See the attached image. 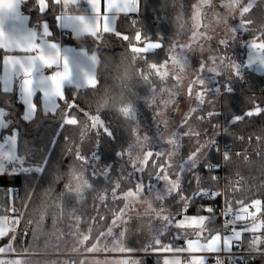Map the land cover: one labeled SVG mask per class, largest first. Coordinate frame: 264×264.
Listing matches in <instances>:
<instances>
[{"label":"trees","instance_id":"1","mask_svg":"<svg viewBox=\"0 0 264 264\" xmlns=\"http://www.w3.org/2000/svg\"><path fill=\"white\" fill-rule=\"evenodd\" d=\"M22 7L30 14L33 22L41 18L47 20L51 29V37L97 53L99 57L98 87L88 89L67 86L64 92L69 102L74 99V94L78 95L75 96V103L90 114H96L99 109V115L111 131V136H108L103 133L102 129H94L83 113L76 109L72 110V114L77 117L79 124L64 126L61 129L62 114L67 111V105L64 102H59L61 106L56 115H45L39 109L36 118L30 123H25L20 119L23 106L17 102L18 87L14 86L12 93L0 92V107L10 113L7 119L12 122L11 128L2 134L10 133L12 129H19L17 152L19 156L25 158V166L34 168L45 157H50L43 176L31 172L13 175L7 171L5 174H0V215L13 214L8 210L11 207H14L17 213H24L14 235L13 247L17 253H42L46 251L47 243L61 221L69 222L77 214L83 221L96 216L97 220L93 221L89 239V242H94L113 217L111 209L118 211L124 206L125 200L123 199L112 202L111 188L117 181H121V188L117 191L118 196H122L127 188H134V182L130 183L121 178L126 177L127 172L132 171L133 161H137V165H140L141 156L135 160L134 156L138 151L135 147L133 148L137 140V119H142L149 126H154L159 104L152 100V89L156 90L163 84V80L154 73L149 75V83L145 82L138 72L149 73L145 60L148 63L157 64L168 60L169 47L178 38L188 19L189 10L183 0H139V11L136 16L120 15L117 31L128 35L132 43H136L134 37L139 31L142 41L144 37H147L152 42H161L163 45L160 49L140 54L144 59H137L134 63L129 41L116 37L114 33L103 34L100 40L90 35L73 37L61 33L57 20L60 6L53 5L51 0L49 8L44 13L39 11L36 0H25ZM244 19L252 23L247 25L242 35L246 43L239 46L245 49L241 58V63L244 64L241 70L242 79H237L227 72L220 75L219 80L223 90L224 85L230 82L233 91L230 94L223 91V95L211 101L205 110L196 111L192 115L189 122L195 126L196 129L193 130L199 132L200 136L198 142L195 136L186 137V143L177 156L178 160L185 159L212 135V125L218 123L221 115L211 120L205 119L203 122L198 117L206 116V110H213V103L216 110L224 114L227 119L234 115H242L253 108L254 103L264 107V72L245 66L248 40L257 37L264 40V36L261 35L264 33V0H257L250 12L244 15ZM133 20L137 23L133 24ZM137 46L143 47L144 44L138 43ZM237 49L236 47L224 48L230 53L236 52ZM5 54L6 52L0 49V75H2V59ZM129 105L133 108L134 119H129L120 111L122 107ZM227 126L230 134L223 135L226 146L233 145L234 148L249 146L254 148V152L250 154L249 159H242L231 151L230 159L225 162L224 168V195L216 199L208 196L197 197L187 202L186 212L181 211L178 215L208 214L211 220L207 223V228L213 230V233L219 232L223 227L221 209L222 207L225 209L226 204H231L233 210H236L239 207L238 201H243L245 205H248L253 200L260 199L262 207L257 214V219H264V113L245 117L242 121ZM97 131L100 132L99 138ZM66 137H68L67 140ZM240 137H244L245 142H240ZM156 146V144L152 145V147ZM77 148L82 155L89 158L87 164L75 158ZM122 152L123 156L118 155ZM219 159L220 152L217 153L214 148L208 151L207 159L195 170L196 173H190V178L182 186V191L191 195L198 188H219L221 181L212 179L214 171H205L203 166L204 163L215 162ZM122 160H126L123 169L120 168ZM93 165L96 172L108 170L107 175L98 173L93 178ZM150 172L153 173L152 176L149 175ZM154 172L149 162L145 172L137 174V179L152 181ZM197 174L201 177L199 184L195 182ZM79 179L83 181L81 190L72 186ZM106 190H108L106 199L101 202L98 197ZM211 205L216 206L214 213L209 214L203 210ZM99 216H103L104 220H100ZM246 224H251L250 218L238 222L236 226L241 228ZM193 231L192 228L177 229L173 226L161 239L164 244L180 247L185 243V234L191 235ZM12 236L13 232L7 237L0 238V247L7 245ZM260 236L261 251L251 253L253 250L251 241L254 234L244 232L240 241H237L244 254L227 255L225 264H264V231H261ZM163 260L164 256L158 253L145 254L138 259L140 264H163Z\"/></svg>","mask_w":264,"mask_h":264},{"label":"snow or ice","instance_id":"2","mask_svg":"<svg viewBox=\"0 0 264 264\" xmlns=\"http://www.w3.org/2000/svg\"><path fill=\"white\" fill-rule=\"evenodd\" d=\"M24 0H0V49H3L6 53L12 52H22L24 55H4L2 59V75H0V92L12 93L14 90V85L18 87L17 102L23 106V112L20 115L25 123L32 122L37 115L38 105L35 98L39 94L42 97L43 113L45 115H56L60 109V103L64 102L67 105V111L62 114L61 129L64 126H77L79 121L75 115L72 114V110L83 113V115L90 121L94 129H102L103 133L111 136L110 129L106 126L105 121L99 115L100 110L97 109L96 114H90L75 103L74 99L69 102L68 98L64 92L65 82H70L72 76V68L70 67L69 61L66 56L62 55L59 48L55 43H49L45 37L50 35L47 24L43 26L42 35L36 32L26 31L22 27H16L11 33L5 31V24L9 21L20 22L22 24V18L20 16L19 8ZM77 0H51L53 5L62 6L63 11L57 16L58 21H62L65 26H70L73 28L75 34L80 35L87 33L88 35L96 38L97 40L102 39L103 34L114 33L116 37L123 39L124 41H129L130 52L132 53V59L135 63L137 59H144L140 54H146L154 50L163 47L161 42H152L149 38L144 37L142 41L141 33L136 32L134 40L136 43H132L128 35L121 34L115 28V22L117 21L120 14L127 17L130 13H138L139 11V0H104V7H101V0H87L90 5L93 16L91 18H86L82 15H68L67 9L69 5L75 4ZM254 2V0H253ZM253 2H249L247 6L242 7L240 10L241 19L239 21L240 29L246 30L248 24L251 21H245L243 19L246 13H249L253 7ZM39 7V11L44 13L49 8V0H36ZM239 4V0H229L226 5L228 8H235ZM199 6H197L198 9ZM199 15V11L193 15L195 20ZM133 24L137 21L133 20ZM199 27V25H197ZM237 29L233 28L232 32L234 34ZM264 36V33L261 34ZM197 38V34L193 32L191 39L194 41ZM258 40L260 42H258ZM138 43H143V47L137 46ZM229 43L226 39H221L219 44L222 46H227ZM249 47L252 51V55L249 57L248 64L254 62H259L264 65V40L259 37L248 42ZM179 48V51H177ZM189 48L188 45H172L169 48L171 55L168 60H165L161 64L155 62L147 63L149 73L145 74L143 71L138 72L145 82L150 83L149 75L154 73L161 80L168 76V62L171 61L182 71L185 67H188L189 60L187 59L186 50ZM90 61L95 65L97 63V56L94 53L89 57ZM215 67L209 68L210 73H214L219 76L224 73L223 66L225 57L214 55L210 57ZM229 65L232 70V75L237 79H242V73L240 71L241 65L234 59H230ZM45 69L53 70L48 74H45ZM164 69V71H161ZM205 70V62L201 61L198 71L203 73ZM82 71L84 87L95 89L99 85L98 78L95 73H89L85 70ZM173 79L178 81V77H173ZM231 79V78H229ZM214 79H202L199 76L196 77L189 84L187 89V94L191 97L193 93V86H201L202 91H197L195 94V100L198 102L197 108L205 104V95L208 92H213L216 97L221 95V87L219 83L215 81V87L211 88L209 82ZM233 91L231 83L224 85V92L230 94ZM153 98L155 96V89H152ZM167 103V102H166ZM197 108H192L189 115H186L184 120L181 122L180 127H185L188 125V121L191 118V114L197 111ZM120 111L127 116L129 119H134V111L131 105L122 107ZM264 113V107L259 104L254 103V107L244 112L242 115H234L230 119L226 120V125L223 126L222 132H217L216 129L220 128L221 125L213 124L212 135L204 142L200 144L197 149L191 152L186 159H183L179 165V171H176V167L170 160L174 157L182 148V140L185 136H195L198 138L200 136L199 132H195L188 128L187 131L181 133L179 130L172 132L171 136L166 140L163 139V133L161 132L159 150L153 151L155 147H149V151L145 155L144 161L140 165H137L135 161L131 163L132 171L127 172L126 177H122L121 180H127L128 182H134V188L129 187L123 192L122 196L117 195V191L121 188V181H117L111 188V199L115 203L117 200L123 199L125 201L136 200L140 197H147L152 199L154 202L159 204L162 211L165 210L164 201L170 198L173 194H179L180 201L178 202H190L197 197L209 196L212 199H216L224 195L220 191H211L206 188H198L191 195H185L182 191V176L188 172L195 173V170L200 167L201 163L207 159V152L211 151L213 148L217 153L220 152V146L217 143V137L220 135L230 134V129L227 125H234L239 121L245 119V117H252ZM10 113L3 107H0V132L11 128L12 122L7 119ZM222 113L215 108L213 103V110L206 113V116H199L198 119L203 122L205 119L211 120L213 117H218ZM159 127V126H158ZM207 134V130H205ZM100 132L97 131V137L99 138ZM19 139V129H12V131L3 136V144H0V174H5L10 171L11 174H27V173H38L43 176L50 157H45L37 166L26 167L25 158L17 155V145ZM66 140L68 137L65 138ZM147 140V137H145ZM166 144L168 147L165 148L163 145ZM5 145L8 146L7 152L4 151ZM207 150V151H205ZM204 156L201 157V153ZM118 155L123 156L124 153H118ZM239 155V154H238ZM231 153L225 150L222 154V158L225 162L230 159ZM75 158L79 161H83L85 164L89 162V158L82 155L77 148L75 153ZM92 160V158H91ZM7 161L9 165H13L11 169H6L4 162ZM93 161V160H92ZM151 162L152 168L155 170L154 178L157 182H163L164 187L157 190L153 185H149L146 190L145 184L141 179H137V174H142L145 172L147 166ZM18 166V167H17ZM205 171L219 170V164H213L211 162L203 164ZM100 175H107V170L104 169ZM150 176L153 175L152 172L149 173ZM97 176L95 171V166L93 165L92 177ZM175 176V179L172 177ZM213 180H217L216 176L212 177ZM201 177L197 174L195 175V182L199 184ZM107 191H104L103 195H100L98 199L104 202L106 199ZM239 207L237 210H233L231 204L225 205V211L223 212L222 219L224 221L223 227L225 229H231L230 234L222 235L220 232L213 233V230L207 228V223L210 222L211 216H195L188 217L186 215L181 219H176L179 213L169 212L167 215L160 217L161 229L159 231H154L151 243L146 246L143 250L145 252L151 250L153 252H163V253H189L190 255L187 264H206V259L203 255H194L196 253H220L227 252L231 253L234 247V242L240 241L241 236L244 232H251L253 234L264 231V219L258 220L257 213L261 211L262 201L260 199L253 200L250 204L245 205L243 201L237 202ZM129 208L128 203H125L123 208L118 211L111 209L113 219L111 224L107 226V233L101 232L96 240H99L105 236L113 235L114 227H117V221L122 220V214L125 213ZM255 209V212H250L249 209ZM13 213H17L14 207L8 209ZM186 206L181 211L186 212ZM204 211L209 214L214 213V209L211 206H206ZM24 213H17L15 218L9 217L8 215H0V238L9 236L10 233L16 231L17 225L20 224ZM99 215V214H98ZM231 217V219H228ZM251 219L250 225H244L237 230L236 225L238 222ZM79 222V217L76 218ZM93 221L97 220V217H91ZM100 220H104L103 216H99ZM123 222V221H122ZM176 227L177 229L192 228L194 231L191 235L185 234V246L184 247H173L171 244H164L161 237L168 232L170 227ZM91 231V230H90ZM125 232L120 231L116 238L113 240L112 251L118 252H133V249L124 246ZM15 236H12L9 243L3 247H0V254L14 253L16 250L13 247V241ZM89 240V235H84L79 243L83 245ZM261 236L254 235L251 244L255 247L261 243ZM95 245L89 248L88 251H93ZM105 250H109L105 246ZM0 264H30L27 259H12V258H0ZM119 264H140L139 261L122 260ZM163 264H181L179 258L163 260ZM217 264H223L222 261L217 259Z\"/></svg>","mask_w":264,"mask_h":264},{"label":"rangeland","instance_id":"3","mask_svg":"<svg viewBox=\"0 0 264 264\" xmlns=\"http://www.w3.org/2000/svg\"><path fill=\"white\" fill-rule=\"evenodd\" d=\"M183 1L188 7L189 16L183 25L178 38L172 45L175 44L189 46L185 54L189 60V65L181 71L177 65L172 64L169 60L167 66L168 76L163 79V84L161 87L155 90L154 98L152 95V100L159 104L158 115L155 119L154 126H149L147 122L143 121L142 119H137V142L135 141L133 148L135 147V149L138 151L136 156H134V159L138 160L139 156H141V159L139 160L140 164L142 161H144L145 155L149 151L150 146L152 147V145L156 144L157 146L152 150H159L160 144L158 141L160 140L161 132L163 133V139L166 140L174 131L179 130L181 133H183L187 131L189 127H191L192 130L196 129L195 126H193L189 121L188 125L185 126L187 129L185 127H180V124L184 120L185 116L189 115L192 108H197L198 102L195 100V94L197 91H202L201 86H193V93L191 97L187 94L189 84L192 83V81L196 79L197 76L206 80H216L221 87L220 96L223 95L224 90L219 80L220 75L216 76L214 73H210L208 71L209 68L215 67L210 57L214 55L224 56L226 59L224 61L223 71L230 75L232 74V70L229 65L230 59H234L241 65L240 71L244 68V64L241 63V58L244 55L245 49L242 47L240 48L239 46H243L246 41L242 38L245 30L240 29L239 26V21L241 19L240 10L242 7L247 6L249 2H253V0H239V4L235 8L226 7V5L229 3V0ZM256 1L257 0H254L253 5L256 3ZM197 6H199L198 9ZM197 10L199 11V15L194 20L193 15L197 12ZM197 25H199V27H197ZM233 28L237 29L234 39V34L232 32ZM193 32L197 34V38L194 41L191 39ZM221 39L228 40V45H220L219 41ZM252 40L253 39H250L248 42ZM258 42L260 41L258 40ZM225 47H236L238 49L236 52L230 53L229 51L227 52L224 50ZM247 50V57H250L252 55V51L249 47V44ZM177 51H179V48H177ZM170 55L171 53L169 56ZM201 61L205 62V70L203 73L198 71ZM255 64H259V62H254L253 68H257ZM248 66L252 65L248 64ZM161 71H164V69H161ZM174 76L178 77V81L173 79ZM214 80L209 82V86L211 88L216 86ZM219 97H216L213 92H208L205 95V104L198 107L197 111L205 110L211 101ZM208 111L210 110H206V112ZM193 114L194 113L191 114V117ZM226 120L227 117L224 114L219 117L217 124L221 125V127L216 129L217 132L223 131V126L226 125ZM3 136L4 135L2 132H0V144L4 143ZM145 137H147V140H145ZM186 137L188 136L183 137V146L186 143ZM202 144H204V142ZM163 147L167 148L168 146L164 144ZM7 150L8 146L5 145L4 151L7 152ZM180 151L170 160V163H172L174 166H177L176 171H179L178 165L182 161L177 159ZM203 154L204 153L202 152L201 157ZM17 155H19L18 152ZM124 161L126 162V160ZM124 161H121V169H123L125 166ZM4 164L6 169H11V167H13V165H9L7 161H5ZM196 172L197 171H195V173ZM98 173L101 172H96V174ZM190 173L191 172L186 171L183 174L182 186L185 184L186 180L190 178ZM172 178L175 179V176ZM140 179L146 186V192L149 185L155 186L157 190L164 187L163 182H157L155 178L152 179V181H144L142 178ZM79 181H81V179H79ZM79 181H76V183H74L72 186L74 188L77 187L78 190L80 188L81 190V187H83V181ZM220 188L221 186L217 188V190H220ZM183 193L187 195L185 192ZM178 201H180V196L173 194L170 198L164 201V211L161 210L159 204L147 197H140L136 200L125 201V203H128L129 208L125 213L122 214V220L117 221L118 226L114 227L113 235L108 236L106 234L99 240V242H97L96 239L94 242H89L88 240L83 245L79 243V240H81L84 235H89L90 239L93 220L90 219L88 221H83L82 218L77 214L72 217L71 221H61L59 223V227L47 243L45 252L17 253L15 251L14 253L0 254V258L27 259L30 261V264H119V262L122 260L138 261V259H140L145 254L158 253L162 254L164 259H170L171 256H166L169 253L153 252L151 250L145 252L143 249L151 243L154 231H159L161 229L162 225L160 217L167 215L169 212L180 214L181 210L185 208V206L187 207L185 202ZM183 215H185V213L180 216L177 215L176 219ZM205 215L209 216L208 214ZM9 217H11V215ZM77 217H79V222H77ZM112 219L113 217L111 220ZM228 219H231V217H228ZM111 220L109 221L108 226L111 224ZM19 225H17L16 231L13 232V236L17 232ZM236 228L237 230H240L239 227L236 226ZM120 231L125 232L124 246L133 249V252L129 253L111 250L113 248V240ZM230 231L231 229L225 234H230ZM102 232L107 233V227ZM260 234L261 232H258L254 235L260 236ZM259 244L255 247H252L253 250L251 253H258L261 251ZM93 245H95L94 250L88 251V249L92 248ZM105 246L109 250L106 251ZM243 253L236 255L240 256Z\"/></svg>","mask_w":264,"mask_h":264},{"label":"crops","instance_id":"4","mask_svg":"<svg viewBox=\"0 0 264 264\" xmlns=\"http://www.w3.org/2000/svg\"><path fill=\"white\" fill-rule=\"evenodd\" d=\"M25 1V0H24ZM50 3V0H49ZM23 2L20 5L19 8V12H20V16L22 18V24L20 22H12L9 21L5 24V31L11 33L13 31L14 28L16 27H22L24 30L26 31H31V32H36L39 35H42V31H43V26L45 24H47L48 26V30L51 33V29L48 25V22L46 19L41 18L35 22H33L31 20V16L30 14H28L27 12H25L23 10L22 7ZM101 7L103 9L104 7V0H101ZM61 11H63L62 6H60V12L59 15L61 14ZM68 15H82L85 16L86 18H91L93 16V11L90 7V5L88 4L87 0H77V2L75 4L69 5L68 9L66 10ZM122 15V14H120ZM137 13H130L129 16H136ZM119 19V17H118ZM118 19L115 22V28L117 30V24H118ZM42 21L44 24L42 27L38 26V23ZM58 26L59 29L61 31V33L67 35V36H79L77 34H75L73 28H71L70 26H65V24L62 21H58ZM80 35H88L87 33H83ZM45 39L49 42V43H55L57 45V47L59 48L60 52L62 55L66 56L70 67L72 68V76L70 79V82H65L64 84V88L67 86H76V87H84V81H83V76H82V69L92 73L94 72L96 77H97V64H98V55L95 52H89L86 48L84 47H79L73 43H68V42H64L61 39H57L54 37H51L50 35L45 37ZM96 54L97 56V63L95 65H93V63L90 61L89 57H91L93 54ZM5 55H24V53L22 52H12V53H6ZM248 60L249 57L246 58V63L245 65L248 66ZM250 65V64H249ZM252 66H248L250 68H253L254 63L251 64ZM257 66V68H253L259 72H264V65L259 64H255ZM50 71H55V69L53 70H47L45 69V74H48V72ZM15 86V85H14ZM13 86V87H14ZM35 101L38 105V109L43 111V105H42V97L38 94L37 97L35 98ZM262 207V205H261ZM237 210V209H236ZM235 211V210H234ZM249 211H255V209L250 208ZM258 214V213H257ZM188 217H195V216H207L205 214H185ZM184 216V215H183ZM183 216L179 217L178 219L183 218ZM230 230V229H229ZM222 235H224L225 233H223L222 231H219ZM237 244V242H234V246ZM185 243L183 246L180 247H184ZM234 248V247H233ZM233 251V249H232ZM209 253H196L194 255H203L206 259V264L207 263V255ZM190 255L193 254H189V253H169L166 256H171L170 259L173 258H179L181 260V264H187Z\"/></svg>","mask_w":264,"mask_h":264},{"label":"built area","instance_id":"5","mask_svg":"<svg viewBox=\"0 0 264 264\" xmlns=\"http://www.w3.org/2000/svg\"><path fill=\"white\" fill-rule=\"evenodd\" d=\"M43 22L42 21H40L39 23H38V26L39 27H42L43 26ZM240 139V142H245V138L244 137H240L239 138ZM257 140H259L258 138H257ZM217 143L219 144V146H220V159L218 160V161H215V162H211V163H213V164H219L220 165V168H219V170L217 171V170H213L214 171V176H216L220 181H221V188H220V190H217V189H215V188H207V189H209V190H211V191H220V192H224V190H223V182H224V168H225V161L223 160V158H222V154H223V152L225 151V150H228V151H233V152H235L236 153V155H237V157L238 158H242V159H249V157H250V154L252 153V152H254V148H251V147H240V148H234V146L233 145H225V142H224V138H223V135H220L219 137H218V140H217ZM239 154V155H238ZM223 196V195H222ZM209 197V196H208ZM211 207L213 208V209H216V206H214V205H211ZM221 211H222V213L225 211V209L222 207V209H221ZM16 215H17V213H13V214H11V217L12 218H15L16 217ZM221 231L223 232V233H227L228 231H229V229H225L224 227H222V229H221ZM235 249H233V251L231 252V253H227V252H220V253H209L208 255H207V263L208 264H217V259L219 258V260L220 261H222L223 262V264H225V259H226V257H227V255H229V254H240V253H243L241 250H240V248H239V246H238V244H236L235 245ZM244 254V253H243Z\"/></svg>","mask_w":264,"mask_h":264}]
</instances>
